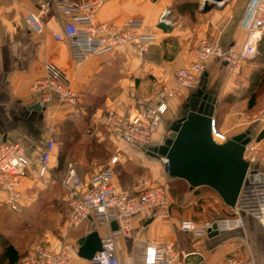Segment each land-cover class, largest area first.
Segmentation results:
<instances>
[{
  "label": "crops",
  "instance_id": "crops-1",
  "mask_svg": "<svg viewBox=\"0 0 264 264\" xmlns=\"http://www.w3.org/2000/svg\"><path fill=\"white\" fill-rule=\"evenodd\" d=\"M59 1L79 5L86 0H0V139L20 143L30 161L19 211L3 204L0 189V264H17L39 237L57 245L59 234L65 235L73 247L69 264H90L78 256V239L92 231L107 236L111 226L86 219L68 229L64 222L67 203L60 181L69 151H82L74 166L83 180L112 167L110 159L98 164L92 157L90 152L99 148L115 152L125 170L132 172L129 182L125 178L121 182L113 172L110 183L115 191L136 193L162 184L169 201L167 217L153 218L149 211L142 212L133 217L130 236H113L119 264H143L145 247L151 240H172L185 253L202 255L200 262L191 260L189 264H226L230 256L264 264V184L257 182L258 176L240 191L235 209L230 208L212 188H190L185 180L168 176L162 158L126 144L118 130L106 123L104 115L108 109L131 115L137 99L154 104L163 86H175L174 73L193 63L192 45L198 40L219 39L222 45L239 47L246 38L241 26L244 7L236 1L222 10L197 12L191 17L192 31L187 35L180 19L181 14L185 15L182 8L192 6L190 0H108L96 7V22L121 25L138 16L143 19L142 31L153 34L155 41L142 51L127 45L113 53L92 54L75 62L67 44L54 39V33L62 32L72 20V14L59 9ZM42 4L46 6L44 11ZM167 9L170 12L165 18L171 29L164 31L157 24ZM30 15L39 23L38 30L32 27ZM48 63L62 69L77 91L75 108L56 104L33 108L39 99L32 86L45 76ZM226 69V64L210 61L205 70L206 91L216 97L214 124L225 140L252 129L251 142L264 148V137L257 139L264 124L260 126L246 115L243 97L237 94L243 82L223 77ZM197 87H177L168 99L156 138L170 135L171 123L180 117ZM51 124L55 126V149L48 174L41 178L38 159ZM61 149L65 152L60 156ZM255 165L264 173V163ZM181 220H191L197 228L216 222L218 229L216 233H184L179 229ZM8 246L14 250H9L11 256L4 254Z\"/></svg>",
  "mask_w": 264,
  "mask_h": 264
},
{
  "label": "built area",
  "instance_id": "built-area-1",
  "mask_svg": "<svg viewBox=\"0 0 264 264\" xmlns=\"http://www.w3.org/2000/svg\"><path fill=\"white\" fill-rule=\"evenodd\" d=\"M105 1L108 0H86L79 5L66 1L58 2L61 11L72 14V20L63 27L62 32L54 33V39L67 44L73 61L81 62L92 54L113 53L127 45L142 51L149 43L155 41L153 34L142 31L143 19L138 16L126 20L121 25L96 22L94 11ZM45 8L42 4L41 11ZM169 12L170 10H165L161 20L167 17ZM29 20L32 27L38 30L39 23L36 18L30 15ZM165 21L167 22V18ZM241 26L246 31V39L239 47L224 46L219 39L203 41L200 47L194 50L193 63L174 73V87L163 86L154 104H145L142 99H137L136 109L131 115L126 116L108 109L105 114L107 124L118 130L126 144L135 145L148 154L151 148L160 146L165 139L156 138L155 133L167 112L168 99L174 95L178 86L197 85L210 60L225 62L228 68L237 69L244 60L255 54L258 42L264 36V0H248ZM32 90L38 93L39 103L44 108L53 104L75 108L78 102V93L71 86L65 72L53 63L45 65V76L33 84ZM259 116L264 121V107L259 110ZM211 133L216 141L225 140V136L216 129L214 120L211 123ZM54 135L55 126L51 124L47 128L46 139L38 159L37 172L41 178L49 171V161L55 149ZM247 152L253 154L251 160L245 156L250 164L249 170H257V176L264 174L255 165L264 163V148L250 142L246 145L245 155ZM117 160L118 157L113 155L110 164L113 165ZM162 163L164 166L166 159L162 158ZM29 165L30 161L20 143L0 139V189L3 192V204L9 210H20L22 188ZM112 176V167H106L83 180L74 164L68 162L60 181L65 191L67 210L64 222L68 229L77 227L86 219L100 224L109 225L113 221L117 224L116 230H111L107 236L101 237V250L95 252L92 259L88 260L90 264H119L113 236H130L135 215L149 211L153 218L168 216L169 201L164 185L148 186L132 194L117 192L110 183ZM249 182L246 179L241 190L250 184ZM257 182L264 184V181ZM210 227L211 224H205L197 228L191 220L179 222V229L184 233H201L208 231ZM187 254L175 241L151 240L146 244L143 264H184L183 258ZM73 255V247L65 235L59 234L57 245H51L39 237L32 242L18 264H69ZM226 264L254 263L250 259L230 256L226 259Z\"/></svg>",
  "mask_w": 264,
  "mask_h": 264
},
{
  "label": "water",
  "instance_id": "water-1",
  "mask_svg": "<svg viewBox=\"0 0 264 264\" xmlns=\"http://www.w3.org/2000/svg\"><path fill=\"white\" fill-rule=\"evenodd\" d=\"M229 0H201L200 12L212 8L222 9ZM163 18L157 27L169 31L171 26ZM224 64H226L224 62ZM207 73L201 76L197 89L188 98L180 117L170 125V135L164 142L151 148L149 154L166 159L164 170L172 178L185 180L190 188L208 186L223 202L234 208L244 181L253 182L257 170H249L245 159L246 145L254 139V131L248 129L222 142L216 141L211 133L216 97L206 91ZM38 103L33 108H38ZM264 181V174L258 176ZM111 230L117 229L116 222L110 223ZM218 225L211 224L208 232L216 233ZM78 256L91 260L101 250V237L92 231L78 239ZM200 253H188L184 264L191 260L200 262Z\"/></svg>",
  "mask_w": 264,
  "mask_h": 264
},
{
  "label": "rangeland",
  "instance_id": "rangeland-1",
  "mask_svg": "<svg viewBox=\"0 0 264 264\" xmlns=\"http://www.w3.org/2000/svg\"><path fill=\"white\" fill-rule=\"evenodd\" d=\"M196 1L197 0H190V2H192V6H187L185 8H182L183 9L182 11L184 12L181 13H185V15L181 14L182 17L180 19V26L182 29L186 30V34L188 33L187 35H190L192 31L191 17H193L195 13L200 12L199 8H200L201 0H198V3ZM236 1L238 6L244 8L246 6V3L248 2V0H229L222 9L226 8L227 5L235 4ZM212 9L218 10V8H212ZM205 40L208 41V39H204V40L201 39L192 45L193 54H194V50L199 48L200 45ZM254 56H256V58L254 62H252L251 64L253 66L252 69L247 67L245 65V62H243L237 69H230V68L226 69V72L225 74H223V77L230 79H238V81L242 80L243 87H241V89L238 90L237 94L243 97L242 99L244 100L246 115L256 123L258 122V124L261 126L262 123L264 124V121H262V119L259 116V110L264 107V43L259 47H257L255 54L251 56L249 59L253 58ZM210 61H216V60H210ZM210 61H208V63ZM252 94L254 95V100L256 105H254L252 108H248V99ZM105 114L106 112L104 113V115ZM59 152H61L60 153L61 156V154L65 151L61 149ZM88 152L89 151L85 153L87 154ZM90 154H92V157H94V159H97V162L99 164L102 161H105L106 159L107 160L111 159L113 157V154H115V152H113L112 150L105 151L104 149L99 148V149H94L93 152L92 151L90 152ZM68 155H69L68 157L69 162L75 164L78 161L80 155H82V151H77V150L69 151ZM252 155H253L252 153L247 152L245 156L248 160H251ZM125 164L128 165V167H132L130 163H124V165ZM119 166L121 167L117 169V172H119L118 175L120 174L119 175V177H121L120 181L124 182V178H125V182H129L130 181L129 175H131L130 173L132 172H127L125 168H123L122 163ZM121 170H125V172L122 173Z\"/></svg>",
  "mask_w": 264,
  "mask_h": 264
},
{
  "label": "trees",
  "instance_id": "trees-1",
  "mask_svg": "<svg viewBox=\"0 0 264 264\" xmlns=\"http://www.w3.org/2000/svg\"><path fill=\"white\" fill-rule=\"evenodd\" d=\"M197 3H198V0L196 1ZM264 43V36L260 39V41L258 42V45H257V47H259L260 45H262ZM255 58H256V56H254L253 58H251V59H246V60H244V62H245V65L247 66V67H249L250 69H252L253 68V66L251 65L252 64V62H254V60H255ZM254 105H256L255 104V100H254V95L252 94L250 97H249V99H248V108H252ZM262 137H264V128L262 129V131L259 133V135H258V137H257V139L259 140V139H261ZM143 150V149H142ZM147 153V152H146ZM117 162H118V164L119 165H121V162L119 161V160H117L114 164H113V166H112V170H113V172H115V173H119V172H117V169L119 168V167H121V166H119L118 164H117ZM123 166V165H122ZM124 168V167H123ZM126 170H127V168H126ZM121 172L123 173V172H125V170H121ZM120 175V174H119ZM119 175H118V177H119ZM119 179L121 180V177H119ZM132 194V193H131ZM9 250H13V248L11 247V246H8V247H6L5 249H4V254L7 256H11V254L9 253ZM14 251V250H13ZM11 261V260H10ZM19 263V262H18ZM17 263V264H18Z\"/></svg>",
  "mask_w": 264,
  "mask_h": 264
}]
</instances>
